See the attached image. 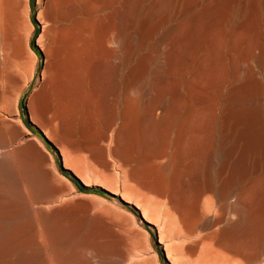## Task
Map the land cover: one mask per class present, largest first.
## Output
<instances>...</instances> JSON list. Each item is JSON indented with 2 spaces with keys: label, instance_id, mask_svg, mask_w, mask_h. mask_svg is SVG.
I'll return each instance as SVG.
<instances>
[{
  "label": "bare ground",
  "instance_id": "obj_1",
  "mask_svg": "<svg viewBox=\"0 0 264 264\" xmlns=\"http://www.w3.org/2000/svg\"><path fill=\"white\" fill-rule=\"evenodd\" d=\"M37 10L42 58L31 0H0V161L20 185L0 177V264H83L82 250L127 259L102 200L73 199V185L40 170L19 108L32 84L31 121L64 167L88 153L121 180L111 190L123 200L149 195L150 208L135 204L144 221L158 216L172 264H264V0H37ZM140 242L126 264H156Z\"/></svg>",
  "mask_w": 264,
  "mask_h": 264
},
{
  "label": "rangeland",
  "instance_id": "obj_2",
  "mask_svg": "<svg viewBox=\"0 0 264 264\" xmlns=\"http://www.w3.org/2000/svg\"><path fill=\"white\" fill-rule=\"evenodd\" d=\"M31 8H32V11H33L32 21H33V23L35 25V33H34V36L32 38V46L37 50L39 56L42 58L43 55L40 52V49L38 48V46L36 45V38H37L38 33L41 30V24L38 22V20L36 18L37 12H38V10H37V0H31ZM33 89H34V84H32L28 88V90L26 91V93L22 96L21 101H20L19 108H20L21 117H22L24 123L30 129V132L32 133V134L28 135L27 137L30 138V141H31L32 144H36L35 146H37V149H39L40 152L39 151L38 152L40 153L41 158L44 157L43 158V163L39 167V168H41L40 170L41 171L44 170V169L48 170V172L50 174V177L52 176L51 181L53 183H55V185H56V183H57V185H62L64 183V185L65 184L67 185L66 186L67 187L66 189H69L70 191L72 189L71 186L73 185L74 186L73 189L76 188V191L72 189V191H74L73 194H72V191L71 192H69V191L66 192V194L69 192V195H73V199H75V198L76 199H79V197H78V195H79L80 198H81V196H82V198H87V199H92V200L95 198V199H99V202L102 200L101 201L102 202V205L100 206L101 207V212L105 213V216H107L109 214V217L110 218L108 217V219H111V221L115 224V228H114L115 231L117 233H119L120 235H123V236L125 235V237H126V245L123 244V245H125V247L122 246L123 248H125V249H123V251H126L128 249L126 251V253H127V259L125 260V262L120 261V260H118V261L117 260H113V261L112 260H110V261L109 260L103 261L100 258L101 261H102L101 262L100 259H99V257L91 256L92 254L89 253L91 250L90 251L89 250H82L83 251L82 255L85 254L83 256L84 257L83 260H81L82 262H84L83 264H85L86 262H87V264H106V262H107V264L108 263L109 264H119V262H120V264H126L128 262V260H130L132 258L133 255H136L137 252L136 253H134V252L137 249L136 246H138V243H141L140 241L143 242V246L144 247L147 246V248H150L151 253H152L151 257L154 259V261L155 260L157 261V262L155 261L156 264H172L171 260L167 259L165 245L160 242V230H159V226L157 225L158 223L155 221V220H157L156 218H158L157 214H156L157 217L154 214V218L156 217L155 219L153 218L154 221H152V222L147 221L146 222V221H144L142 219L143 218V216H141L142 215V210L135 204L136 202L137 203L140 202V205L142 206L143 205L142 203H144L146 200L147 201L149 200V202H148L147 205L148 206L152 205L153 201H150L151 200V199H149L150 197L147 198V196H149V195H146V197L145 196L141 197L142 195L139 196L138 192L136 193L135 189H133V191H135L136 194H134V192H132L130 190L129 191L134 194V197L135 198L134 197L132 198L130 196L131 199H133L132 201L131 200L130 201H126L125 199L123 200L120 195H118L117 193H113L114 191L111 190V188H112L113 185H114L113 188L116 185H117L116 187H118L115 190H121V188H122L121 186L123 185L122 182H121V180H120V182H116L117 179L115 178V180H116L115 181L116 182V185H115V182H114V180H112V177L111 178L110 177L107 178L108 177L107 175L100 174V172L97 171L98 168L93 163L94 161L91 160L90 158H88L89 157L88 153H85V155H84L83 151H82V153L84 155V158H82L83 157V156H81L82 154L79 155V156H81V161L83 160L82 162L79 161L80 157L70 158L71 160L69 161V163L73 160L72 163H70V165L73 164L72 165L73 170L71 168L64 167V164H63L64 157H63L62 152L60 151V149L52 141H50L49 139H47L45 137L44 133L38 127H36L32 123V121H31V117L29 115V111H28L27 104H28V99H29L30 93H31V91ZM17 120H18V118H17ZM17 120H16V122L14 121L16 124H17ZM19 126L22 127L21 124ZM13 145L16 146L15 143L14 144L12 143V144L9 145L10 149H13V147H14ZM9 147L7 149H9ZM84 152H86V151L84 150ZM87 158L89 160H87ZM87 161H89V162H87ZM9 164H10L9 162L7 163L5 161H0V167L2 169H4L6 167V169H4V170H2L0 168V174L1 175L3 174V176H0V177L2 179H6V180H4V185L6 183L8 184V183H11L12 182L11 184L14 187H12L11 184H9V186L6 184L5 187L8 186L9 188L14 189L13 191L15 192L16 191L15 188L16 189L17 188L20 189V185L19 184L17 185L16 181L15 182L14 181H11V180H13L12 178H15V176H17V175H16V173H14V170H12V167H11V169L9 168L10 167ZM76 167L79 169V171H81L80 174H82L85 177L86 180H89L90 181V182L89 181H85L89 185H87L86 183H84L80 179V177L75 173V172H79V171H75ZM88 168L89 169L91 168V170H90L91 173H89L90 176L88 175L89 177L87 178V174H88V172H90ZM5 171H6V173H5ZM86 171H88V172H86ZM8 177H9V179H8ZM99 177H101L100 178L101 180L105 179V180H103L104 182L103 181H100ZM1 178H0V182L3 184V181H2ZM80 180L85 185H87L88 187L82 186L81 183H80ZM5 181H6V183H5ZM112 181L114 182L113 185H112ZM1 183H0V185H1ZM15 183H16V185L18 187H16V185H14ZM4 185H2L1 187L3 188ZM109 186H110V188H109ZM1 187H0V189H2ZM5 187H4V191H5V189H9L8 187L7 188H5ZM126 190H127V188H126ZM17 191H16V193H17ZM21 191L22 190H19L18 193H22ZM75 192H77L78 194L76 195ZM130 192H128V193L130 194ZM74 194H75V196H74ZM135 195H137L138 197L135 196ZM128 197H129V195H128ZM142 198H143V200H142ZM70 199H72V198L70 197ZM41 200H43V199H41ZM45 200L46 199L44 198V200H43L44 203H42V201H41L39 204H36V205H38V206H45L46 205ZM147 201L144 203V207L146 206ZM46 202H48V201L46 200ZM150 202H151V204H150ZM148 206H146V207H148ZM100 207L99 208L96 207L97 208L96 211H95V208H94V212H97V210H100ZM148 208H150V207H148ZM159 208H160V210H163L161 207H159ZM107 210H108V212H107ZM92 212H93V209H92ZM121 214H122V216H121ZM124 219H125V221H124ZM122 221H123V223H122ZM120 222H121L123 228L121 226H119L120 225ZM123 225H125V226H123ZM128 230H130V231H128ZM129 232L132 233V235ZM136 232H137V234H136ZM133 233H135L136 237L138 236L137 237L138 239L134 236ZM133 236L137 240H135ZM130 238L132 239V241H131ZM136 242H137V245H135ZM176 242L180 243L179 241H176ZM132 243H134V244H132ZM145 244H146V246H145ZM120 247H121V245H120ZM120 249H122V248H120ZM120 249H118V250L120 251ZM133 250H134V252H133ZM67 251H68V249H67ZM132 252H133V254H132ZM87 254H88V256H86ZM177 258H178V256L175 255V258L174 259L177 262V264H179V263L180 264H188L187 261L186 262H183L184 260L181 259L180 257H179L180 258V260H179L180 262H179L178 260H176ZM88 261H90V262H88ZM98 261H99V263H98ZM134 261H136L135 264L137 262H138V264H141L143 262V261H141L139 263V261H138L137 258H135Z\"/></svg>",
  "mask_w": 264,
  "mask_h": 264
},
{
  "label": "water",
  "instance_id": "obj_3",
  "mask_svg": "<svg viewBox=\"0 0 264 264\" xmlns=\"http://www.w3.org/2000/svg\"><path fill=\"white\" fill-rule=\"evenodd\" d=\"M80 183H81V185L82 186H84V187H88L87 185H85L81 180H80ZM142 216V215H141ZM143 219V218H142ZM147 222V221H146Z\"/></svg>",
  "mask_w": 264,
  "mask_h": 264
}]
</instances>
